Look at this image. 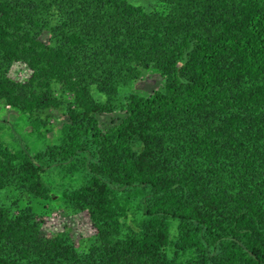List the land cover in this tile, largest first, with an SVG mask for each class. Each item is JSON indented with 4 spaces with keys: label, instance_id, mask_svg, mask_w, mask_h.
<instances>
[{
    "label": "trees",
    "instance_id": "1",
    "mask_svg": "<svg viewBox=\"0 0 264 264\" xmlns=\"http://www.w3.org/2000/svg\"><path fill=\"white\" fill-rule=\"evenodd\" d=\"M142 71L160 86L121 101ZM0 102L66 117L43 152L0 141V264H264V0H0ZM54 167L95 230L84 252L39 235Z\"/></svg>",
    "mask_w": 264,
    "mask_h": 264
},
{
    "label": "rangeland",
    "instance_id": "2",
    "mask_svg": "<svg viewBox=\"0 0 264 264\" xmlns=\"http://www.w3.org/2000/svg\"><path fill=\"white\" fill-rule=\"evenodd\" d=\"M129 3L140 6L145 11L152 12L159 8V0H127ZM41 40L47 43L48 36L43 34ZM11 80L25 84L31 71L22 63H13L9 69L8 75ZM160 77L150 71H142L140 79L123 88L120 91L119 99H122L129 93L150 94L160 86ZM60 91L58 90L57 94ZM95 99L103 100L92 90ZM123 115L119 105L110 114L98 116L99 125L103 129L110 126L111 120H115ZM39 122L38 131L31 128L30 120ZM66 122L64 109H48L34 112L31 115L23 114L10 109L3 102H0V141L12 150L25 149L32 154L45 151L47 148L56 144V138L59 129ZM42 180L55 195V200L51 202L34 201L32 205L37 214L39 224V235L42 238L51 239L57 235L67 234L73 242L76 249L84 252L93 242L95 230L93 229L86 212H71L62 199V192L72 188L75 184L65 175L64 170L51 168L43 175ZM10 196L5 192H0V204L9 205ZM24 205L29 202L28 198L22 200ZM135 220L131 216L127 219V224L135 228ZM172 237L175 235L174 227L171 230Z\"/></svg>",
    "mask_w": 264,
    "mask_h": 264
}]
</instances>
